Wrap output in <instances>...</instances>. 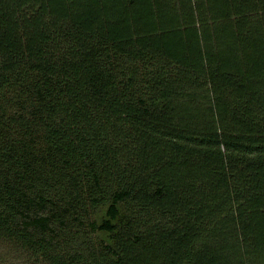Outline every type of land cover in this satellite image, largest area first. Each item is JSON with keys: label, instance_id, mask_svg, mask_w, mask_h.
Returning <instances> with one entry per match:
<instances>
[{"label": "trees", "instance_id": "obj_1", "mask_svg": "<svg viewBox=\"0 0 264 264\" xmlns=\"http://www.w3.org/2000/svg\"><path fill=\"white\" fill-rule=\"evenodd\" d=\"M0 236L264 264V0H0Z\"/></svg>", "mask_w": 264, "mask_h": 264}, {"label": "rangeland", "instance_id": "obj_2", "mask_svg": "<svg viewBox=\"0 0 264 264\" xmlns=\"http://www.w3.org/2000/svg\"><path fill=\"white\" fill-rule=\"evenodd\" d=\"M0 264H42L16 243L0 236Z\"/></svg>", "mask_w": 264, "mask_h": 264}]
</instances>
